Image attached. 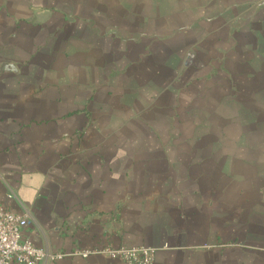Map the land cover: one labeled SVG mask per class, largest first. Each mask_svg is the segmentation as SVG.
Here are the masks:
<instances>
[{
	"label": "crops",
	"instance_id": "obj_1",
	"mask_svg": "<svg viewBox=\"0 0 264 264\" xmlns=\"http://www.w3.org/2000/svg\"><path fill=\"white\" fill-rule=\"evenodd\" d=\"M263 115L264 0H0V204L36 249L264 264Z\"/></svg>",
	"mask_w": 264,
	"mask_h": 264
},
{
	"label": "built area",
	"instance_id": "obj_2",
	"mask_svg": "<svg viewBox=\"0 0 264 264\" xmlns=\"http://www.w3.org/2000/svg\"><path fill=\"white\" fill-rule=\"evenodd\" d=\"M27 215L7 211L0 204V264H51L64 258L86 259L102 255L124 264H152L155 250L149 248H102L101 250L75 251L70 254L49 253L32 247L22 232Z\"/></svg>",
	"mask_w": 264,
	"mask_h": 264
},
{
	"label": "rangeland",
	"instance_id": "obj_3",
	"mask_svg": "<svg viewBox=\"0 0 264 264\" xmlns=\"http://www.w3.org/2000/svg\"><path fill=\"white\" fill-rule=\"evenodd\" d=\"M234 89H235V86L233 85L232 86ZM257 88H259V86H256V88L255 89H257ZM256 92H260V89L259 90H257ZM255 92V93H256ZM259 114V113H258ZM263 114V113H262ZM264 116V115H263ZM253 123H257V121L259 122L260 121V118H258V117H254L253 118ZM253 137H254V139L253 140H264V134H263V137L261 136V134H259V133H255V134H253Z\"/></svg>",
	"mask_w": 264,
	"mask_h": 264
}]
</instances>
